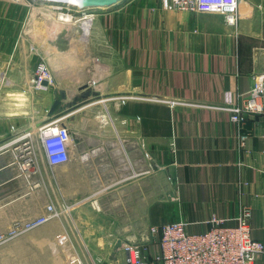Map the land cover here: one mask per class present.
Instances as JSON below:
<instances>
[{"label": "crops", "instance_id": "obj_1", "mask_svg": "<svg viewBox=\"0 0 264 264\" xmlns=\"http://www.w3.org/2000/svg\"><path fill=\"white\" fill-rule=\"evenodd\" d=\"M92 14L87 41L72 42L71 62L52 70L57 85L47 93L34 87L35 64L29 67L20 56L13 60L12 44L2 47L0 78L24 83V91L10 92L27 99L19 109L10 101L0 104V141L12 136L8 122L20 119V132H29L20 139L31 138L36 163L25 171L17 141L14 149L0 151V233L60 199L63 178L69 199L103 188L105 206L133 210L140 204L141 221L128 241L145 244L150 259L161 250L151 226L182 220L195 234L208 230L212 217L236 225L244 209L250 211L251 235L264 242V112L237 125L220 107L229 94L239 103L237 95H247L255 77L264 75V0H240L237 25L217 13L166 10L159 0H126ZM7 30L0 25V33ZM61 90L68 92V103L85 97L81 105L83 98H76L67 113L68 160L52 166L37 129L54 118L49 110ZM33 110L41 120L30 121ZM141 169L147 172L142 200ZM78 212L84 216L68 225L79 231L102 224L86 217V207ZM66 226L54 219L0 244V264H63L67 253L83 261L76 238L60 237ZM110 239L82 241L96 264H125V252L113 249ZM254 264H264V251Z\"/></svg>", "mask_w": 264, "mask_h": 264}, {"label": "built area", "instance_id": "obj_2", "mask_svg": "<svg viewBox=\"0 0 264 264\" xmlns=\"http://www.w3.org/2000/svg\"><path fill=\"white\" fill-rule=\"evenodd\" d=\"M239 2L240 0H159L160 6L170 11L179 9L225 15L226 21L231 25L238 24ZM53 73L48 63L40 60L34 71L35 89L51 86L54 83ZM255 79L247 95H237L239 103L229 94L225 103L220 106L230 111L231 120L237 125L242 124L250 115L264 112V75H258ZM44 81H47L46 85L43 84ZM64 119L60 117L48 120L37 129L44 156L52 166L64 165L68 160L70 133ZM27 134L29 132H25L23 136L27 137ZM245 138L246 135H241L242 145ZM2 148L0 146V151ZM20 148L18 156L22 159V167L27 171L36 163L34 146L27 139L23 140ZM61 214L62 210L54 202L48 203L38 215L15 221L11 227L0 233V244L35 230L59 218ZM249 216L250 211L244 209L234 226L223 225V219L212 217L209 221L211 227L195 234L187 231V223L182 220L151 226V233L160 235V252L150 259L146 254L145 244L126 241L121 245L126 254L125 264H254L256 256L264 251V242L251 235Z\"/></svg>", "mask_w": 264, "mask_h": 264}, {"label": "rangeland", "instance_id": "obj_3", "mask_svg": "<svg viewBox=\"0 0 264 264\" xmlns=\"http://www.w3.org/2000/svg\"><path fill=\"white\" fill-rule=\"evenodd\" d=\"M123 2L124 1L119 4H122ZM0 3L3 5V9L0 10V25L8 28L6 32L0 33V56H2L0 60L2 61V58L4 57L2 51L3 45L12 44V50L10 54L13 60H17V58H19L20 56L23 63L28 64V66L30 67L33 64H35L36 66L37 63L43 59V61L48 63L49 67L52 70L57 69L59 64H62L63 66L61 67V71L63 69H67L68 62H71V60L68 59L70 57H66V55H64V53L66 52L68 55L70 51H59L57 50L58 48L55 49L53 41L56 38V31L53 27H50L44 22L45 19L41 17V13L36 12L35 7H42L44 10L50 11L55 14H69L72 18L75 19V21H78V24L82 21L81 19L86 13L92 14L93 11L107 9H98L95 7L85 11L83 9L82 11L80 9H76L75 7H71V5L69 4L52 3L50 1L34 2L33 0H0ZM35 17L37 20L34 19ZM79 33L80 34H77L75 37H72L71 41L73 43H85L87 41L89 33H87L84 37L82 32ZM79 52L82 54L83 50H79ZM81 60H83V57ZM73 62L74 60H72V63ZM0 80V104L4 103V101H10L12 103H17L16 107L19 109L21 103L24 105L27 99L26 94H20V92L24 88V83L12 82L10 84V81L8 79H3L2 76ZM59 84L61 87L64 85L63 83ZM54 85H57V83L55 84L54 82L51 87ZM13 87H15V89L19 90L20 92L15 91L14 95L12 92H10V89ZM50 89L51 88L48 87L46 89L40 88L37 90H42V92L47 93L48 91H50ZM7 91H9L10 93H7ZM18 109L15 111H19ZM43 115H45V112H43L42 116ZM63 118H65L64 121L67 122V114L64 115ZM50 119H55V117ZM15 120L16 123L8 122L7 125V130L13 131L11 134L12 136L10 138L8 137L4 141H0V146H3L2 151L5 147H7L8 149H14L13 144L9 145L12 140L17 139V142H15V144L17 143L18 145L16 146H19V144L23 142V140L20 139L21 136L24 135L23 131L20 132L18 128L20 126V119L17 118ZM37 120H41V116L39 113H35V111L33 110L30 115V121L37 122ZM48 120H46L44 123H46ZM29 139L31 138L29 137ZM64 172H66V170L64 169H61L59 171L62 177L64 175ZM145 174H147L146 170L141 169L140 199L144 198V194H146V191L143 190V185L145 183L143 181L144 179H146L144 177ZM60 181V199L57 200L55 198L48 202H54V204H56L59 209L62 210L61 216L57 219H63V221L67 224L64 231H62L63 235L60 236L61 239H63L64 236L67 237V234H71L73 238H76L78 246L77 248L79 249V251H81L82 254L84 253L83 258L85 260L82 261L81 257H73V255L67 253V257H64V260L62 261L63 264H84V262H87L88 264H96L95 262H98L97 257L92 256L93 253L89 252L88 245H86L85 241L82 240H90L91 237L100 238L101 236L106 235L107 237L111 238L110 240L113 241L112 247L114 249L119 248V246H121L124 242L128 241V237H134L133 234H136V225L141 221V218H139L140 216L136 214V212L139 211L137 207H139L140 204L137 207L136 205H134L133 210L131 207L126 206L125 210L122 208H116L115 205L110 207L105 206V201H101V197L103 196V200L105 198L104 193H106L103 188L99 190L93 189L95 193L98 192L101 196L98 194L96 195L93 191H91V194H88L86 196L82 195L79 198H76L77 200H72L67 197L65 191L67 188L66 179L64 180L63 178H61ZM124 184L126 185L120 183L117 185V187L119 186V188H122V186L130 185L129 181L124 182ZM117 187L114 186L113 190H116ZM83 207H86L90 212L87 216L85 214L87 218L96 217L102 224L99 225L98 223L97 225L80 227L81 231L78 230V226L68 225V222H70L73 217L79 218L84 216L82 215V212H78L81 211V208ZM77 212L78 214L76 215L75 213ZM95 254L98 253L95 252Z\"/></svg>", "mask_w": 264, "mask_h": 264}, {"label": "water", "instance_id": "obj_4", "mask_svg": "<svg viewBox=\"0 0 264 264\" xmlns=\"http://www.w3.org/2000/svg\"><path fill=\"white\" fill-rule=\"evenodd\" d=\"M34 2H38L41 0H33ZM56 2H69L74 1L80 8L87 7V6H107L117 3L119 1H126V0H54ZM49 25V24H48ZM77 35L74 31L69 30H57L56 31V38L53 41V45L58 48L59 51H69L71 48L72 37ZM43 84H47V81H44ZM87 86L84 85L81 87V90H84ZM56 99L54 100L52 107L49 110V113L53 115L56 119L63 117L68 113L70 108L74 107V102L77 101L78 98H83L80 105L84 102L85 95H79V97H74L72 102L68 103L66 100L68 98V92L66 90H61L56 93ZM77 98V99H76Z\"/></svg>", "mask_w": 264, "mask_h": 264}, {"label": "bare ground", "instance_id": "obj_5", "mask_svg": "<svg viewBox=\"0 0 264 264\" xmlns=\"http://www.w3.org/2000/svg\"><path fill=\"white\" fill-rule=\"evenodd\" d=\"M41 1H50L52 3L69 4V5H71V7H75L76 9H78V10L80 9L82 11H83V9L85 11V10H89V9H92L95 7L98 9H106L107 8V10H108L109 8H112V7L118 5L119 3L122 2V1H119L117 3L108 5V7L107 6H87V7L80 8L78 6V3L76 4L74 1H69V2H56L54 0H41ZM35 10H36V12L41 13V17L45 19L44 22L47 25L49 24L50 27H53L55 31H57V30H69V31H74L76 33L82 32L83 37L86 36L87 33H89L90 27H91V18H92V16H94L93 14H87L86 13L83 17H87V18L78 24V21H75V19L72 18L71 15H69V14H63V13L62 14H55V13H52L50 11L44 10L42 7H37V6L35 7ZM34 19H36V17ZM55 31H53V32H55ZM81 40H83V39H81ZM56 48L57 47H55V49ZM64 55H66V57H68L69 54L67 55V52H66V53H64Z\"/></svg>", "mask_w": 264, "mask_h": 264}]
</instances>
